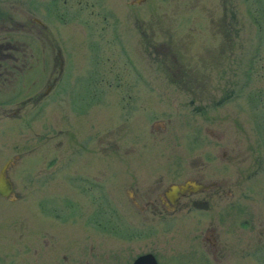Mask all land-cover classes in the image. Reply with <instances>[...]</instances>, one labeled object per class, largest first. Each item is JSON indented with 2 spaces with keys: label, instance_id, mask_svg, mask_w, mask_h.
Returning a JSON list of instances; mask_svg holds the SVG:
<instances>
[{
  "label": "rangeland",
  "instance_id": "obj_1",
  "mask_svg": "<svg viewBox=\"0 0 264 264\" xmlns=\"http://www.w3.org/2000/svg\"><path fill=\"white\" fill-rule=\"evenodd\" d=\"M15 1L0 0V25L12 27L0 30V38L28 45L31 36L15 24L43 16L44 0H19L14 9ZM81 1L65 0V95L70 102L74 82L93 81L95 117H75L55 96L41 111L25 104L33 113L15 120L14 132L9 121H0V149L6 150L0 163L11 154L8 145L15 143L19 153L9 172L17 198L0 199V264H123L143 251L165 260L176 244L185 246L199 230H187L190 213L179 214L169 228L153 217L144 235L128 243L121 215L126 162L136 174L135 188L192 175L214 182L217 209L241 211L248 223L255 216L256 228L264 230V0H94L80 9ZM139 16L146 57L138 55ZM36 72L33 81L46 80ZM164 81L198 88L148 89ZM89 121L96 146L89 141L79 155L75 143ZM257 136L263 138L258 149ZM88 164L96 190L76 183V167L85 173ZM79 193L103 205L94 212L95 227L77 215ZM107 195L118 210L112 216ZM246 228L226 223L221 237L250 240ZM247 250L241 264H264L249 259Z\"/></svg>",
  "mask_w": 264,
  "mask_h": 264
},
{
  "label": "flooded vegetation",
  "instance_id": "obj_2",
  "mask_svg": "<svg viewBox=\"0 0 264 264\" xmlns=\"http://www.w3.org/2000/svg\"><path fill=\"white\" fill-rule=\"evenodd\" d=\"M32 0H26L25 5ZM257 1V0H256ZM94 0H82L80 2V9L85 7H93ZM131 3L136 5H141L144 3L148 4V0H132ZM15 5L10 4V6L17 8L21 1L16 0ZM43 4V16L34 17V15L28 17L26 23L18 21L15 26H18L19 30L25 31V33L31 36L28 45H24L21 42L12 41L9 38L1 36L0 38V121H9V128L11 131H15V124L17 119H21V116H29L33 113V109L30 110L24 105L28 103L29 106L36 105V110L41 111V104H47L55 96H57L58 104L61 108L73 109V114L75 117L88 116V118L95 117L96 110V85L93 81L88 82H74L76 85L71 91L73 99L69 102L66 98L65 91L66 85L64 83L65 75V44L66 41L64 30H65V0H44ZM112 6V4H111ZM21 7V6H19ZM227 8V7H226ZM225 9V8H224ZM226 10V9H225ZM92 14L93 12L90 11ZM226 12V11H225ZM101 21H105V16H102ZM139 28L136 41L139 45V57H146V40L147 31L145 28V22L141 16L137 17ZM12 29V27L10 28ZM9 28H4L0 25V30L7 31ZM240 29V27H239ZM254 53V52H253ZM141 55V56H140ZM166 55V54H164ZM35 62L36 64H32ZM41 62V64H39ZM45 62V64L43 63ZM39 64V65H38ZM35 68V69H34ZM34 69V71H33ZM37 71V72H36ZM32 72H36L37 76H46V80L42 82L32 80ZM146 84V82H145ZM194 83L180 81H164L163 87L160 86H150L148 89L151 91L163 88L169 89H193L198 88L194 86ZM168 86V87H167ZM145 88V87H144ZM57 90V92H56ZM56 92V93H55ZM163 93V92H160ZM191 100V99H189ZM193 100H191V104ZM47 110V108H46ZM45 110V111H46ZM63 112V111H62ZM27 118V117H25ZM77 125V120L75 121ZM93 122L87 123V127L83 131V136L75 143L76 153L80 155L83 150L88 147V142L93 143L95 149V142L97 141L96 136L91 138V131L93 130ZM78 130L81 132L79 125H77ZM81 134V133H80ZM2 137V130L0 131ZM91 135V136H89ZM256 141L255 147L258 149L257 143L263 141V138L257 136L254 138ZM15 142L16 138H12ZM11 140V142H12ZM3 139L0 138V143ZM92 145V147H93ZM11 154L5 158L3 164L9 161L8 165L4 168V174L2 180L9 184L10 193L7 197L0 199L3 201H15L17 198V193L14 192L12 179L9 177V172L15 165L19 153H17V148L15 143L13 145H8ZM31 149V148H29ZM91 149V148H89ZM32 150V149H31ZM81 150V151H79ZM91 151V150H89ZM132 150H125L123 153L131 152ZM137 159L142 158V153L140 151L134 152ZM133 153V154H134ZM6 154V150L0 149V158ZM134 156V157H135ZM144 159V158H143ZM81 161V160H78ZM83 165L82 161L80 162ZM3 164L0 163V169ZM77 164V163H76ZM89 168L86 169L89 176H86V171L83 173L81 167H76L77 172L74 173L78 182L77 184L88 185L91 189L94 187L98 188L96 183L97 177L93 174L95 169L92 165L88 164ZM129 163L125 164V171L128 175L127 180H122L123 184L126 183L123 192V211L121 215L123 216V234L126 235V240L128 243L133 238L140 239L143 234L144 226L153 220V217L158 218L162 223H164L167 228L173 224L179 214L183 213L189 214L187 218V230L191 231L193 228L199 229L197 233L191 234L189 241L185 246L173 248L169 258L163 260L162 257L158 258L153 253H148L147 251L136 252L134 256L129 260L123 262V264H131L136 258L147 253L152 254L154 257V264H241V257L244 250L248 249L245 253L250 256L249 259L259 260L261 263L264 262V230L259 232L256 228V218L251 217L252 221L247 220L242 221V212L236 209L227 211L222 206L217 209L216 206L211 202L212 197L219 196V194L210 192L211 188L215 186L214 182L205 184L204 182L195 179V176H187V178H182L180 181H174L171 178L167 181V184L160 187V179L156 182L152 181L147 184V187L141 189L140 187L135 188L138 180L134 179L136 176L133 171H129ZM44 169V168H43ZM174 171V169L172 170ZM1 172V170H0ZM136 183H135V182ZM188 182H194L195 184L201 183L205 185V188H200L198 191H192V186L188 184L186 188H180L181 185ZM84 190L83 187L81 191ZM76 203L74 207L78 216L83 215L86 218L89 217L87 225L90 223L91 226L95 227L96 219L94 212H100V208H103L98 202H93L92 199L87 200V196L78 194ZM99 201V200H97ZM112 196L107 195L105 198V208L107 213L112 216L118 210L115 205L112 204ZM100 202V201H99ZM93 206V207H92ZM92 207V209H91ZM92 210V212L90 211ZM90 211V212H89ZM83 212V213H82ZM56 216V215H55ZM58 215L56 216V218ZM226 218V220H225ZM231 224H236L238 229L241 231V226L248 225L249 229V239L240 242L239 240H223L221 237V226ZM151 226V225H150ZM97 227V226H96ZM233 230L235 228L233 227ZM240 236V235H239ZM263 264V263H262Z\"/></svg>",
  "mask_w": 264,
  "mask_h": 264
},
{
  "label": "water",
  "instance_id": "obj_3",
  "mask_svg": "<svg viewBox=\"0 0 264 264\" xmlns=\"http://www.w3.org/2000/svg\"><path fill=\"white\" fill-rule=\"evenodd\" d=\"M140 0H137V2ZM9 161L5 162V164H3V166H1V172H0V195L2 196V198H5L8 196V194L10 193V189H9V184L6 183L4 180H2V176L4 174V168L6 167V165H8ZM190 184L192 186L191 190L192 191H198V189L200 188H205V185L198 183L195 184L194 182H188L186 184L181 185L180 188H186V186ZM154 257L152 256V254H143L141 255L139 258H136L135 261H133L131 264H154Z\"/></svg>",
  "mask_w": 264,
  "mask_h": 264
}]
</instances>
